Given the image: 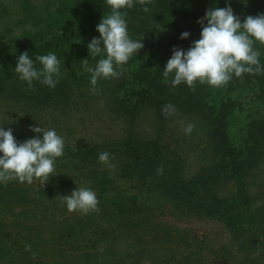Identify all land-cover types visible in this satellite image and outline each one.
Segmentation results:
<instances>
[{
	"label": "trees",
	"instance_id": "obj_1",
	"mask_svg": "<svg viewBox=\"0 0 264 264\" xmlns=\"http://www.w3.org/2000/svg\"><path fill=\"white\" fill-rule=\"evenodd\" d=\"M11 4L18 17L0 23V88L15 73L17 57L27 51L33 59L56 53L60 74H71L80 87L92 89L82 61L95 66L99 58L89 56L87 44L99 36L96 26L110 11L104 0ZM228 5L241 21L257 14L254 0H134V7L124 10L129 35L147 37L152 44L146 43L134 57L121 100L171 104L185 114H202L214 126L221 151L215 159L218 168L190 176L170 147L153 139L130 136L104 145H65L49 181L0 183V263L264 264V204L245 193L240 178L264 145V72L233 76L220 88L199 82L173 87L171 76L165 78L161 72L174 48L187 50L199 39L197 21L206 10ZM155 28L169 33H148ZM183 32L190 33L187 40L180 39ZM254 47L264 65V45ZM109 86L110 79L102 80L96 89L106 91ZM20 134L14 135L16 140L25 141ZM102 152L110 154L111 166L99 162ZM226 174L238 188L229 197L216 186ZM81 186L96 192L97 211L69 212L61 201ZM162 214L215 219L229 240L215 246L207 235L161 222ZM207 251L213 255L211 261L203 253Z\"/></svg>",
	"mask_w": 264,
	"mask_h": 264
},
{
	"label": "clouds",
	"instance_id": "obj_2",
	"mask_svg": "<svg viewBox=\"0 0 264 264\" xmlns=\"http://www.w3.org/2000/svg\"><path fill=\"white\" fill-rule=\"evenodd\" d=\"M110 9L102 15L96 26L98 37L87 44L88 54L96 59L95 66H89V60L82 61V67L90 74L92 91H96L99 81L118 78L122 75L123 65L144 47L142 40L131 38L128 32L125 9L134 7V0H104ZM144 11H148L145 7ZM201 25L200 37L187 49L174 48L167 60L162 75L171 76L173 87L184 84L192 87L197 82L210 87L225 86L233 76L241 77L248 73L264 72L260 62V52L254 47L264 45V13L246 16L243 21L234 14L230 5L206 10L197 21ZM189 32L180 35L187 40ZM39 64L40 67H37ZM18 79L32 87L34 81L54 88L61 73V62L57 54L49 52L31 58L27 51L21 53L15 63ZM166 116H172L175 108L166 104L163 109ZM40 125V124H39ZM194 125L189 123L183 129L191 134ZM34 135L18 142L12 129L0 126V183L16 181L32 184L37 180H48L55 171V161L64 155L65 139L54 128L30 127ZM99 162L109 165L110 154L102 152ZM162 173L163 169H159ZM69 212L88 213L98 210L96 192L90 187H76L70 194L60 197ZM30 251V246H25Z\"/></svg>",
	"mask_w": 264,
	"mask_h": 264
},
{
	"label": "rangeland",
	"instance_id": "obj_3",
	"mask_svg": "<svg viewBox=\"0 0 264 264\" xmlns=\"http://www.w3.org/2000/svg\"><path fill=\"white\" fill-rule=\"evenodd\" d=\"M11 1L0 0V23L18 17V11ZM263 7L264 1L254 0L256 15L261 14ZM148 31L149 34H158L156 37H164L169 33L163 28ZM149 37L154 39L153 36ZM131 38L142 40L144 47L138 55L123 65L122 69H117L122 71V75L111 78L106 91L96 89L93 92L90 88L80 87L74 76L68 73L59 75L54 88L42 85L39 81H34L29 88L15 73L8 75L5 85L0 88V126H4L5 130L11 128L13 135L21 133L27 139L34 135L29 130L30 127L41 125L46 129L54 128L64 137L65 145L69 146L111 144L130 136L145 141L153 139L170 147V151L177 155L178 160L185 166L188 175L197 176L204 171L212 173L210 171L218 168L219 164L215 159L220 158L221 151L215 141L211 121L206 120L202 114L195 116L176 109L174 115L166 116L162 111L163 107L152 103L135 105L121 100L130 79L134 57L140 56L147 46L146 43L152 44L146 42L147 37ZM189 123L194 125L193 131L191 134H185L183 129ZM240 178L245 193L254 196L258 203L264 204V145L253 165L244 167ZM37 182L40 180L35 181ZM220 182L221 185L216 186L224 197L237 192L236 181L228 179V174L222 176ZM160 219L163 223L190 229L199 235H207L215 246L229 240L222 223L215 219L197 220L168 214H162ZM203 253L208 261L213 259L210 252ZM15 264L22 263L17 261Z\"/></svg>",
	"mask_w": 264,
	"mask_h": 264
}]
</instances>
